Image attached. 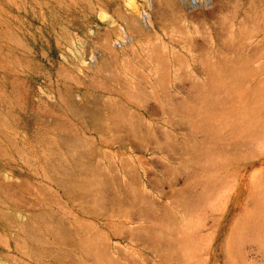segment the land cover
<instances>
[{
	"label": "rangeland",
	"instance_id": "obj_1",
	"mask_svg": "<svg viewBox=\"0 0 264 264\" xmlns=\"http://www.w3.org/2000/svg\"><path fill=\"white\" fill-rule=\"evenodd\" d=\"M0 264H264V0H0Z\"/></svg>",
	"mask_w": 264,
	"mask_h": 264
},
{
	"label": "bare ground",
	"instance_id": "obj_2",
	"mask_svg": "<svg viewBox=\"0 0 264 264\" xmlns=\"http://www.w3.org/2000/svg\"><path fill=\"white\" fill-rule=\"evenodd\" d=\"M193 2L195 1V0H192Z\"/></svg>",
	"mask_w": 264,
	"mask_h": 264
}]
</instances>
